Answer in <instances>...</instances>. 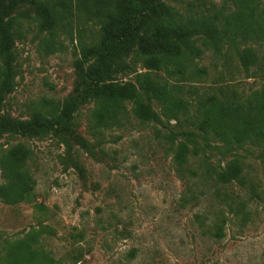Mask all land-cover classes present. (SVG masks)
Here are the masks:
<instances>
[{
    "label": "rangeland",
    "instance_id": "1",
    "mask_svg": "<svg viewBox=\"0 0 264 264\" xmlns=\"http://www.w3.org/2000/svg\"><path fill=\"white\" fill-rule=\"evenodd\" d=\"M49 1H66L72 8L75 4ZM188 4L216 11L230 8L227 0H180L173 5L184 14ZM20 11H27L30 19L23 22L22 37L15 43L14 89L2 113L26 119L41 111L44 101L74 96L80 46L92 41L97 28L73 8L51 41L31 20L32 8ZM245 47L259 58L264 53V42L239 41L238 49ZM195 64L205 75L181 82L184 98L193 104L188 115L165 127L131 120L124 130L105 132L101 148L107 157L92 159L81 150L75 152L82 174L55 138L0 137V155L20 144L28 148L27 169L35 182L34 203L9 206L0 201V264H7L3 242L31 232L40 234L37 247L55 264H264V146H245L235 153L245 183L225 190L200 177L199 159L190 160L188 171L179 172L166 142L168 132L194 130L187 121L196 110L192 88L200 96L222 92L241 98L260 90L264 77L252 69L244 71L237 51L226 46L219 53L204 51ZM122 79L132 81L133 75ZM91 109V104L82 106L74 119L75 133L89 142ZM231 158L214 152L210 162L224 166ZM224 193L237 208L244 206L245 219L241 212L236 216L229 211ZM221 216L228 222L223 238L216 240L212 225Z\"/></svg>",
    "mask_w": 264,
    "mask_h": 264
},
{
    "label": "trees",
    "instance_id": "2",
    "mask_svg": "<svg viewBox=\"0 0 264 264\" xmlns=\"http://www.w3.org/2000/svg\"><path fill=\"white\" fill-rule=\"evenodd\" d=\"M179 1L75 0V11L92 22L97 32L91 42L80 46L74 96L61 102L44 101L41 111L16 119L3 114L2 108L14 89L15 43L22 37L23 22L30 19L27 11L19 9L32 8L31 20L52 41L73 8L66 1L0 0V137L55 138L82 174L75 152L81 150L92 159L107 157L101 148L105 132L124 130L131 120L165 127L170 120L188 115L193 104L184 98L181 82L198 81L205 75L195 64L204 51L233 49L244 71L252 69L264 77V53L259 58L251 47L238 49L239 41L264 42V0H227L230 8L224 11L188 4L184 14L173 5ZM131 75L132 81L122 79ZM195 89L189 92L196 96L195 115L187 119L194 130L166 135L173 162L182 173L188 171L190 160L199 159L204 181L225 190L243 186L242 163L235 153L245 146H264V84L241 98L222 92L200 96ZM87 104L92 105L87 121L90 142L74 129L76 112ZM214 152L232 158L224 166H215L210 162ZM29 157L28 148L21 144L0 155V201L4 204L34 203L35 182L26 164ZM223 195L229 211L236 216L241 212L245 219L244 206L237 208L228 194ZM227 222L215 217L214 239L223 238ZM39 235L31 232L20 240L3 242L4 262L55 264L37 247Z\"/></svg>",
    "mask_w": 264,
    "mask_h": 264
}]
</instances>
